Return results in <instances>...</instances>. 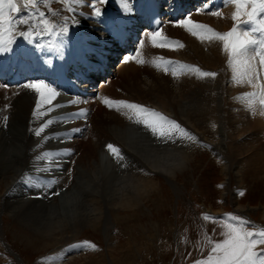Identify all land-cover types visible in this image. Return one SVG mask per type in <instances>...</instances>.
I'll return each instance as SVG.
<instances>
[{
  "label": "bare ground",
  "instance_id": "1",
  "mask_svg": "<svg viewBox=\"0 0 264 264\" xmlns=\"http://www.w3.org/2000/svg\"><path fill=\"white\" fill-rule=\"evenodd\" d=\"M163 1L165 0H159V5ZM187 1L193 2V5L200 2L199 0H169V6L165 10L162 7L158 9L160 25L156 30L160 32V36L156 38L155 44L152 41L151 33L156 31L148 27L142 11V8H145V0H104L102 3L100 0H79V2L76 0H50L47 8L43 4L38 7L41 11L45 9L46 13L53 11L58 13L55 17L47 15L49 20H53L57 24V34L39 37L34 35L29 40L21 36L19 31L12 33L3 32V29H0V33H2L0 39L11 41L4 45V51H0V184L2 182L5 187L1 210L12 211L16 218L21 217L25 223L36 226L37 234L41 231L43 238L57 241L59 238L55 234L59 231V225H61L59 222L67 223L66 218L72 219L71 221L74 223H82L83 226L94 228L98 226L100 218L104 217V206L117 207V203L119 204L117 208H132L138 211L141 201L146 199L153 188H156L157 182L154 180V174H160L171 181L172 174L182 171V160L186 158L182 159L173 151L167 155V160L162 161L161 152L169 149L175 151L180 148L189 149L193 146L191 140L178 139L174 144L159 142L143 124H137L128 119V116L132 115L129 110L120 109L115 103L109 107L104 101L136 103L169 115L180 122L183 128L195 137L199 135L197 133H200L198 124L207 128L218 121L220 112L216 108L217 106H214L215 101L212 98V95L215 94L214 87L209 86L210 83L203 84L198 76L192 75L194 78L188 79L187 77L186 79L184 74H181L183 76L180 78L181 83L177 84L181 93L176 94L172 92L170 86L174 78L173 75L170 72H168L169 75L165 74L163 70L165 66L159 61L181 60L176 64L179 72L188 68V66L179 68L180 65H184L183 61L187 60L201 64L203 68H211L210 70L213 72L222 71L218 79L222 84H225L228 79H233L237 70L235 66L229 65V55L223 48V42L218 39L202 42L193 36L186 27L180 26V22L190 19L194 24L207 25L216 32L227 33L240 24L241 20L246 19V16L242 12L240 20L234 21L232 14L236 11V7L229 0H202L198 11L194 10L193 5L190 7ZM15 2L21 3L22 6V0L20 2L15 0ZM18 5L20 6V4ZM95 8L100 9L99 16L95 14ZM250 10L251 6L249 5L248 11ZM5 11L7 13L9 10ZM32 11V9H28L19 15L26 16L27 12ZM216 11H219L221 15L211 14ZM12 15L16 16V14ZM260 17L263 19L264 15ZM65 21H67L68 30L66 33L60 34L59 28L65 24ZM7 27V24L3 26V28ZM23 27L21 26V28ZM241 27L251 29L257 27V24H243ZM237 31L239 32L240 29ZM134 35L135 39L139 37L141 40L138 41L140 42L139 47L132 38ZM120 36L127 38L124 42H120L118 41ZM173 40L180 41L179 43L183 47L171 43ZM158 41L164 43L165 46L160 47ZM106 43L111 46L109 47ZM123 48H127L130 52L133 51L135 56L132 55L130 62L122 65L118 72L112 70L113 72H110V76L107 77L108 82H104V74L107 72L102 75L101 71H104L106 65L108 68L111 67L112 53L121 52ZM53 53L58 55V63L66 65L69 84H56L50 75L48 62ZM99 53L100 59L96 58ZM43 54L46 56H42ZM138 61H143V63H138ZM252 63L259 70V60H254ZM156 64H159V67H156ZM157 68L159 70L156 72ZM240 71L242 72L243 69ZM262 71H260V78L262 77L264 81V70ZM4 73L5 77H1ZM15 73L19 74V80L13 79ZM189 73L187 72L188 75ZM99 75L102 76L103 85L97 98L93 96V93L95 91L94 82L100 78ZM208 78L215 80L217 77ZM39 81H43L47 85L52 84L53 87L57 85L64 93H57L50 104L42 103L40 114L34 117L33 112L36 111L39 94L32 89L23 87V85ZM140 82L147 85L150 82L151 84L142 87L141 84L139 85ZM256 83L260 84V80ZM243 84L247 87L246 92L249 94L260 91L259 88L250 86L246 82ZM49 87L51 86L49 85ZM128 88L132 92H128ZM183 95L186 97L198 95L195 97L196 106L194 107L195 104L192 103L187 108L183 102ZM258 101L259 95L248 97L247 102L249 109L251 102L252 110L250 109V111L253 113L249 122L255 128H259L258 135L261 140L256 145V153L252 157L255 175L264 173V115L260 114ZM219 103L221 104V102ZM70 112H84L85 115L82 119V117L73 116V113ZM4 117H7L6 121ZM47 120H52L53 123L40 136H35L33 130L39 128ZM67 120L69 121L67 122ZM88 124H91L90 129ZM128 125H130L129 128ZM133 127L141 128L146 134L132 131ZM77 129L78 131H76ZM221 134L219 141H210L211 144L200 135L198 139L211 145L214 151L218 152L219 158L226 161L228 153L225 155L223 146H220L225 139ZM109 143L119 147L131 167H121L120 164H117L112 154L107 150L106 145ZM104 149L110 155L108 160L103 159L100 155L101 150ZM45 152L52 153L54 159L61 166L57 168L50 161L36 159L37 156ZM109 160V165H111L105 168ZM109 168L113 169L110 171ZM45 169L50 170L45 171ZM139 169L147 172L148 177H144ZM129 175L139 176L135 184L137 189L135 194L127 189L128 179L126 177ZM43 176H48V178H42ZM22 177L37 179L41 183H48L49 180L54 179L56 183L49 184V187L42 191L33 186L34 183L22 180ZM111 178L116 180L119 185L118 189H123L126 192H123L126 197L116 203L112 200L106 202L103 198L106 192L104 186ZM25 183L32 187L31 191L25 188ZM57 189H64L62 192L65 190L67 192L74 191L76 195L71 196L73 198L71 203L58 207L54 200L56 196L49 195L48 198H44L46 193ZM231 192L236 210L249 216L252 207L240 204L237 191L231 189ZM32 194H35L33 198L30 197ZM107 195L109 196V194ZM48 204L52 205V209ZM263 216L264 208L262 207ZM44 217L48 220V224L51 220L50 223L53 224V227H51L52 224L45 223ZM40 222L45 228L40 226ZM61 231L63 229L59 231L61 234L66 233V231L65 233ZM78 233V230H73L71 235H64L67 239L73 237L74 243L62 246L61 251H55L57 259L59 258L61 262L67 256L72 257L85 250L77 249L78 247L75 246L79 243L76 241ZM50 263L49 257L41 262V264Z\"/></svg>",
  "mask_w": 264,
  "mask_h": 264
},
{
  "label": "rangeland",
  "instance_id": "2",
  "mask_svg": "<svg viewBox=\"0 0 264 264\" xmlns=\"http://www.w3.org/2000/svg\"><path fill=\"white\" fill-rule=\"evenodd\" d=\"M199 1L196 5H193V2L190 1L187 2L190 4V7L193 5L194 10L198 11V7L202 4V0ZM168 3L169 1L162 3L161 7L163 10L168 7ZM18 4L21 6V3ZM42 11L46 12L45 9ZM261 15H264V13H261ZM103 32L107 35L105 30ZM256 35H259V33ZM139 40V37L135 39L137 47L140 44L138 42ZM158 42L159 44L162 43L161 41ZM108 46L110 47L111 44ZM122 50L121 52L115 51L112 53L113 57L108 55L113 62L111 63V67L108 68V65H106L104 71H101L102 75L107 72L104 74V82H108L107 77L110 76V72H118L122 65L130 62L132 55L135 56V53L133 51L130 52L127 48H123ZM205 51L208 52L207 50ZM96 56V58L100 59V53ZM169 61H172L173 64L167 65V67L176 68L177 62L181 60L171 59ZM161 62L162 64L164 63L163 60L159 61V63ZM183 62L184 67L188 66V68L183 67L184 69L180 70L181 73L178 71L177 76H173L174 78L170 85L172 92L176 94L181 93L177 84L181 83L180 78L183 76L186 79L187 77L191 79L194 76H198L203 81V84L206 83L208 85L210 83L209 86L214 87L215 94L212 95V98L215 101L214 106H217L216 108L220 112L218 121L215 122L217 124H211L207 128L198 124L200 128L199 132H203L201 135L200 133H197V135L199 134L200 137L202 136V138L211 144L210 141H219V135L222 133L225 139H223V143L220 146H223L222 149L225 151V155L228 153L226 155L227 160H221L218 152L214 151L211 145H207L198 139L199 135L196 137V141L191 140L193 146L189 149L180 148L182 151L180 149L176 151L169 149L167 150L168 152L166 150L162 151V161L167 160V155L173 151L180 155L182 159L186 158L183 160L180 159L182 160L183 169L180 172H176L177 174H172L171 181H168L166 177L160 174H154V180L157 182L156 188H153L146 196V199L141 201L138 211L132 208H117L119 204L116 202L124 199L126 195H123L125 190L117 188L119 185H117L113 177L108 180L109 184L107 183L104 186L106 196L104 195L103 198L106 202L107 200H112L116 203L117 207L104 206V217L100 218L98 226L94 228L92 226H83L82 223H74L71 221L72 219L69 220V218H66L67 223L59 222L61 224L59 225V231L63 229L61 232L65 233L66 231V233L61 234L58 231L55 234L59 238L57 241H52L50 238H43L41 231L37 234L38 230L36 226L35 228L31 224L25 223L21 217L16 218L12 211H3L0 209V264H41L43 259L47 257L51 259L50 264H195L198 260H205L210 254L213 245L208 243L209 239L213 242L223 241L224 236L221 233L227 230L225 225L229 222V215H236L241 219L250 221L251 223L246 226L249 229L264 228V216L262 217V207L264 208V173H261V175L254 174V159H252L254 153H256V145L261 140L258 135L259 128H255L249 122V119L253 115L250 111V109L252 110V106L249 109V104L247 103L248 97H251V95H248L249 93L246 92L247 87L243 83H237L233 79H228L225 84H222L218 79L222 71L213 72L210 70L211 68H203L201 64L188 60ZM178 65L180 64L178 63ZM193 68L216 73L217 75L215 77L217 78L215 80H209L208 77H201L199 73L191 70ZM158 70V68L157 70L155 69L156 72ZM169 72L171 74V71ZM187 72H190L189 75ZM192 72L193 74H191ZM181 74L184 75L181 76ZM99 77L94 82L95 91L93 96L97 98L100 95V88L103 85L101 81L102 76L99 75ZM148 83V85L151 84L150 82ZM140 84L142 87L148 86L141 82ZM260 84L264 85L262 77L260 78ZM49 85L56 93H64L51 84ZM127 91L132 92L129 88ZM196 96L198 95L182 97L187 108L192 103L193 105L195 104L194 107L196 106ZM161 114L171 120H175L169 117V115ZM178 123L182 126L180 122ZM90 127L91 124H88L89 129ZM129 127L130 125H128ZM131 129L134 132L137 131L138 134L140 132L146 134L141 128L137 129L133 127ZM100 155L103 159L105 158L107 160L109 159L108 156H110L105 149L101 150ZM109 162L110 160L107 161L106 165L104 164L105 168L110 167L111 164L109 165ZM112 169L109 168L110 171ZM140 173L144 177H148L147 172L141 171ZM44 177L48 178V176H43L42 178ZM138 177L136 175L126 177L128 179L127 189L131 190V193L134 192L133 194L137 190L135 184L137 183L136 180ZM24 186L31 191V186H28L26 183ZM4 189L5 187L1 182L0 208L4 199ZM231 189L232 191H237L240 204L252 207L249 216L236 210V206L232 200L233 195ZM60 190L57 189L56 191ZM70 192L66 190L64 192L60 191V195L54 199L56 206L63 207L66 206L65 204L71 203L72 197L76 193L74 191ZM241 192L243 195H240ZM107 194L111 198H108L109 196ZM34 196L35 194L30 195L31 198ZM48 206L52 209L51 204H48ZM205 215L216 219L205 220ZM43 219L47 225L52 224L50 223L51 220L48 224V220L45 217ZM231 223L235 224L236 221H231ZM40 226L45 228L41 222ZM51 227H53V224ZM73 230H78L79 232L76 238L77 242L89 241L96 245V249H85L72 257L67 256V259L64 258L61 262L59 258L57 259L55 251H61L62 246H68L74 243L73 237L68 239L64 237L67 234L71 235ZM260 247L264 248V246ZM77 249L80 248L78 247Z\"/></svg>",
  "mask_w": 264,
  "mask_h": 264
},
{
  "label": "snow or ice",
  "instance_id": "3",
  "mask_svg": "<svg viewBox=\"0 0 264 264\" xmlns=\"http://www.w3.org/2000/svg\"><path fill=\"white\" fill-rule=\"evenodd\" d=\"M50 0H22V7L19 6L15 0H0V29L3 32H16L26 39L31 40L33 36L36 37L42 35H54L57 34V24L53 20H49L47 15L53 17L57 16L58 13L53 11L46 13L41 11L38 5L43 4L47 8ZM79 2V0H76ZM104 2V0H100ZM230 3L234 4L236 11L232 14L234 21L240 20L241 14L246 16V19L241 20L240 24H237L227 33H219L208 27L207 25L194 24L190 19H186L180 22V26L186 27L193 36L199 38L202 42L212 41L218 39L223 42V48L228 52L230 66H235L237 72L233 79L237 83H247L250 86L257 87L260 89L258 93H250L251 96L259 95V107L260 114L264 115V85L256 83L260 80V71L264 70V19H261V13H264V0H229ZM249 5L251 10L248 11ZM9 10L7 13L5 10ZM32 9V12H27L26 16H20L21 12ZM71 10V9H70ZM95 14L99 16L100 9H94ZM12 14H16L14 17ZM212 15L219 16V11L212 12ZM78 22V21H77ZM257 24V27L251 29L242 28L243 24ZM7 24V28L3 26ZM15 25V27H13ZM67 21L63 26H60L59 33L64 34L67 32ZM21 26H24L21 28ZM237 29H240L238 32ZM259 33V35H256ZM2 35V33H0ZM160 36V32L156 31L151 33L153 43H156V38ZM11 41H5L0 39V51H4V45ZM178 47H183L178 41H173ZM160 47H164L165 44L161 43ZM259 60V70L253 65L254 60ZM143 63V61H138ZM166 66L163 69L165 74L171 71V74L177 76V68L167 67V65L173 64L172 61H166ZM159 67V64L155 65ZM184 65H180L182 69ZM240 69H243L241 72ZM194 72L199 73L201 77H215L217 74L208 71H202L199 68L191 69ZM247 78V79H245ZM23 87L32 89L39 94V99L36 103V111L33 112V116L39 115V110L42 103H51L52 98L57 94L54 89L49 87L43 81L25 83ZM104 103L109 107H112L115 103L120 109L129 110L132 115L128 116V119L133 120L137 124H143V126L151 133V135L159 142L162 143H176L179 140H192L196 141L197 138L189 131L184 129L178 122L171 120L161 113L156 112L153 109L146 108L145 106L126 102V101H110L105 100ZM251 106V102H250ZM73 116L83 117L84 112L73 113ZM63 119V118H62ZM7 120V117H4ZM52 120H47L39 128L33 130L35 136H40L46 128L52 124ZM78 131V129L76 130ZM107 150L112 154L121 167H131L127 163V157L121 152L119 147L109 143L106 145ZM37 160L50 161L55 167L59 168L61 165L54 159L52 153L45 152L42 155L37 156ZM50 169H45L48 171ZM143 171V169H139ZM25 182L34 183V186L40 188L42 191L49 187V184L56 183V180L51 179L48 183H41L39 180H33L29 177H22ZM61 189L60 191H63ZM60 191H53L46 193L44 198L51 196H59ZM240 195H243L241 192ZM205 220L216 219L208 215L204 216ZM228 221L225 225L226 231L222 232L224 236L222 242H213L211 239L208 243L212 244L211 252L205 260L196 261L195 264H264V228L261 229H249L246 226L250 224V221L241 219L236 215H229ZM231 221H236L235 224ZM76 247L81 249H96V245L89 241L79 242Z\"/></svg>",
  "mask_w": 264,
  "mask_h": 264
}]
</instances>
